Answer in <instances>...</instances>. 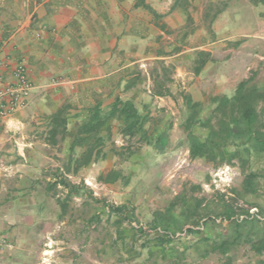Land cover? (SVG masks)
Returning <instances> with one entry per match:
<instances>
[{"label":"rangeland","instance_id":"374dc122","mask_svg":"<svg viewBox=\"0 0 264 264\" xmlns=\"http://www.w3.org/2000/svg\"><path fill=\"white\" fill-rule=\"evenodd\" d=\"M156 1L166 10L176 5L170 14L177 15H172L167 32L171 59L154 61L139 72L142 88L135 101L150 115L146 124L150 137L167 131L168 143L158 151L139 136L122 135L115 126L105 140L101 163L71 179L78 188L69 209L71 223L60 232L59 245L45 243L44 249L52 252L41 264H264V251L258 254L253 249L264 239V158H255L248 166L192 159L183 128L188 113L185 95L201 103L206 116L213 109L210 99L232 96L241 81L254 78L264 87V5L250 0ZM200 29L209 38L215 34L233 39L232 45L212 53L198 75L200 51L188 50ZM243 40L247 46L241 48L238 42ZM221 58L224 61L219 62ZM234 70L241 75L229 78ZM160 87L170 96L153 97ZM65 147L59 143L61 167ZM250 173L258 177L249 191L244 182ZM57 174L63 172L58 169ZM59 193L66 196L63 188ZM199 202L196 221L186 223L174 243H164L162 231L154 228L156 215L174 205L173 213L179 216L188 204ZM117 208L125 209L119 213ZM228 208L233 210L230 220L225 215ZM225 242L230 246L227 253L213 251Z\"/></svg>","mask_w":264,"mask_h":264},{"label":"crops","instance_id":"0c3cea01","mask_svg":"<svg viewBox=\"0 0 264 264\" xmlns=\"http://www.w3.org/2000/svg\"><path fill=\"white\" fill-rule=\"evenodd\" d=\"M171 9L156 0H0V91L15 83L21 64L33 85L26 106L0 118V264H41L52 252L45 243L59 245L77 197L64 184L75 185L72 178L105 158L104 142L97 159L81 160L92 148L83 126L98 111L105 116L120 99L149 119L136 105L137 78L154 61L171 59L167 32L177 15ZM194 35L188 51L210 57L232 45L233 38H209L203 29ZM240 75L234 70L229 78ZM79 138L85 143L76 144ZM60 142L66 143L62 167Z\"/></svg>","mask_w":264,"mask_h":264},{"label":"trees","instance_id":"16d2710c","mask_svg":"<svg viewBox=\"0 0 264 264\" xmlns=\"http://www.w3.org/2000/svg\"><path fill=\"white\" fill-rule=\"evenodd\" d=\"M250 1L255 6L264 5V0ZM145 8L152 12L149 6H145ZM172 8H176V5L174 4ZM199 55L201 59L195 68V74H199L205 68L210 58V55L205 52H201ZM154 96L167 97L170 96V92L169 90L162 91L160 87L159 90L154 91ZM210 101L213 109L209 115L203 116V105L193 101L190 96H184L188 113L183 128L190 157L229 165L237 161L241 166L250 165L255 158H264V87L257 86L254 83V78H249L237 85L232 96H213ZM113 120L118 123L122 135L132 138L139 136L143 142L153 146L155 150L163 151L168 143L167 131H156L150 137L149 131L146 130L148 117L143 116L132 102L118 99L105 116H101L98 111L96 119L83 126V132L88 135L86 142L92 143V148L82 155L81 160L84 164L92 162L100 155L97 148L101 147L106 138L111 136ZM54 124L64 123L56 119ZM104 130L107 134L102 137L99 132L102 133ZM84 143V139L76 140L78 145ZM80 169V167H76L73 173H77ZM256 177L258 176L255 173L246 176L244 186L247 190L254 189ZM64 186L70 190V195L77 194L76 186L68 183H65ZM201 205V202L195 206L188 204L181 211L180 217L173 213L174 205L167 210L166 214H157L154 228L162 231L161 240L168 244L174 243L177 233L182 232L186 223L196 221L197 209ZM124 209L117 208L116 211L123 213ZM232 214L233 210L230 208L225 212L228 220L231 219ZM194 224L196 223L194 222ZM196 225H200L199 222ZM237 225L241 224L237 222ZM188 232L195 233L192 229H189ZM217 249L227 253L230 246L225 242L213 248V251ZM253 249L261 254L264 251V239L254 244Z\"/></svg>","mask_w":264,"mask_h":264},{"label":"built area","instance_id":"2783aa9c","mask_svg":"<svg viewBox=\"0 0 264 264\" xmlns=\"http://www.w3.org/2000/svg\"><path fill=\"white\" fill-rule=\"evenodd\" d=\"M15 79V83L10 88L0 91V118L13 115L19 109L26 106L31 97L33 85L28 78V72L23 64L17 67ZM5 243L3 240L2 244Z\"/></svg>","mask_w":264,"mask_h":264}]
</instances>
